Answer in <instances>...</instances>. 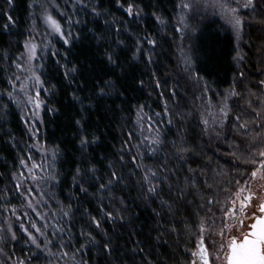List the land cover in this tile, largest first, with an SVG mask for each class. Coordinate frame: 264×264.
<instances>
[{
	"label": "trees",
	"instance_id": "trees-1",
	"mask_svg": "<svg viewBox=\"0 0 264 264\" xmlns=\"http://www.w3.org/2000/svg\"><path fill=\"white\" fill-rule=\"evenodd\" d=\"M181 2L83 0L81 4L75 0H13L10 6L8 0H0V67L8 69L11 84L16 83L12 78L17 59L25 51V42L39 33L36 43L40 59L33 64L43 65L37 71L52 93L41 89V97L47 103L39 110L41 119L35 120L39 143L30 135L28 120L19 116L14 156L11 154L9 160L0 158V167L6 161L13 165L12 173L0 171L6 186L10 184L4 193L7 203L0 202L3 258L11 262L13 250L22 244L28 264L34 263L35 253L43 254L51 263L76 264L69 255L61 258V253L68 250L90 264H183L190 260L184 252L194 250L201 239L198 228L207 214L206 200L213 194L220 201L212 206L215 230L220 229V208L231 195L222 188L234 187L231 182L235 179H247L244 173L249 166L242 161L249 142L257 133H264L260 128L264 115H256L264 112V0H256L255 9L238 7L234 0H226L229 7H238L244 22L240 39L225 27L205 0H189L188 26L182 37L167 31L156 8L168 12L178 24L176 14ZM130 6L131 15L126 11ZM45 8L60 21L65 32L68 24L59 13H66L73 21H80L84 13L90 26V70H78L64 77L66 70L75 67L78 57L79 23L71 27L76 38L69 44H64L59 35H51V44L44 48L48 41L43 37L50 31L44 22ZM106 53L114 54L117 64L110 63ZM130 59L146 72H127L124 61ZM2 85L0 70V92ZM87 85L92 94L83 133L90 143L79 145V168H94L95 179L85 177L87 194L79 191L75 180L71 183L64 202L65 208L71 205V218L62 213L59 218L51 215V188L48 189L47 196L37 197L48 202V207L39 209L48 215L40 219L31 209L21 206L15 191L19 182L14 176L21 170L19 158L32 155L34 161L45 162L40 160L44 148L51 149L62 138L59 107L69 93L84 96ZM101 88L106 95L101 96ZM233 90L238 94L230 95ZM146 107H153L161 117L155 132L158 130L163 141L159 145L147 143L138 127V111ZM222 107L228 112L226 118L220 111ZM237 116L241 119L237 120ZM205 119L208 125L203 123ZM245 122L247 129L240 128ZM34 143L40 152L25 148ZM146 169L156 172L152 179L157 186L155 193H149L150 184L142 180ZM112 172L118 174L120 182L114 181L101 190L99 185L106 184ZM208 185L213 187L209 189ZM25 212L27 215H23ZM93 217L100 227L93 223ZM21 223L37 236L40 247L31 243ZM32 223L48 234L51 243L47 247L45 237L31 228ZM55 227L62 230L51 235ZM202 227L207 246L215 235L209 234L208 224ZM104 244L111 250L103 248Z\"/></svg>",
	"mask_w": 264,
	"mask_h": 264
},
{
	"label": "snow or ice",
	"instance_id": "snow-or-ice-1",
	"mask_svg": "<svg viewBox=\"0 0 264 264\" xmlns=\"http://www.w3.org/2000/svg\"><path fill=\"white\" fill-rule=\"evenodd\" d=\"M76 3H83V0H75ZM13 0H8V4L11 6ZM119 3V0H117ZM238 7L242 6L245 8H253L257 7L256 0H244V3L241 5L239 0H237ZM123 7V5H120ZM52 7H57V5L53 4ZM184 7H188V5H184ZM221 7H224L221 5ZM238 7L232 8L229 7L228 11L231 13L230 15V23L232 27L236 31L237 38L240 36V32L243 28V20L238 15ZM95 11V9H93ZM128 14H132L133 6H130L126 9ZM98 14V13H97ZM60 16H64L67 24L68 31L65 32L62 24L59 20L53 17V15L48 12L47 8L44 9V22L47 28L50 30L45 33L43 39L48 42L44 44V48H47L49 44H51V40L48 39L51 35H59V37L63 40L64 44H69L71 39H75L71 27L73 24L80 23L79 20L73 21L71 16L67 15L64 12L59 13ZM11 20V17H9ZM31 36V39L25 42L24 50L20 57L17 59L16 68L19 69L20 73L23 74H13V78L15 81L19 82V87L17 89L16 85L13 84V89H16L17 94H23L25 99L23 101L17 100L14 98V93L9 91L7 94L10 99H13V102L17 103L18 106L21 104L31 105L34 109L40 110L42 105L46 106V101L41 97V89H44L51 95V91L46 88V81L42 79L41 73L37 71V68H43V65L33 64L34 60L40 59L37 56V48L38 44L36 43V36ZM147 43L155 45V42L152 40H147ZM239 56V53L237 54ZM241 59L243 57H240ZM106 59L112 63L117 64V60L114 58V54L106 53ZM66 67V66H62ZM78 71L77 68L73 67L70 70H66L64 72V77L67 78L70 73H76ZM243 74H241L242 76ZM24 81H31V86L26 84ZM261 84H264V81H261ZM56 85H51V88L54 89ZM101 96L106 95V92L103 88L100 90ZM234 90L230 92V95H237ZM75 98V97H74ZM227 97H225V100ZM261 107L264 108V102H262ZM52 111V109H48ZM142 110V109H141ZM31 111V109H29ZM223 113V117H227L228 112L224 107L220 109ZM255 112L256 110L253 109ZM146 115V114H145ZM159 115V114H157ZM257 116L264 115V112H256ZM35 120H40L41 117L39 115H35ZM237 120H240L241 117L237 116ZM138 122H139V113H138ZM77 125L81 124V121H76ZM171 123V121H169ZM205 125L209 124L208 120H203ZM247 123L240 124L239 127L243 129H247ZM260 128L264 129V123L260 125ZM30 135L34 138L37 137V130L35 124L29 128ZM219 134V133H217ZM131 136V134H129ZM149 138L145 137L147 141ZM163 141L160 139L159 132L157 130V135L151 139L152 145H159ZM81 146H86L90 143L87 137H83L80 140ZM13 146H16L14 138H13ZM138 147V145H137ZM25 148L29 152L32 149H36L37 152L41 151V148L37 147V144H32L31 146L25 145ZM252 149H255L253 152ZM24 152V149H21ZM155 151V148L152 149ZM43 159L45 162L36 163L33 159L32 155H25L19 158V166L20 171L15 174L14 178L20 180L19 183L15 185V191L17 193L18 199L22 207H26L27 209H31L33 212L37 214L40 219H45L48 213H43L39 209L40 207H48V202L46 200L38 199L37 197L47 196L48 189L55 186L56 183H59L58 173H56L53 165L57 159L58 152L53 150L51 155L49 156L48 150L45 147L43 151ZM235 155V153H233ZM123 157H121V160ZM239 160V157L237 158ZM135 160V157H133ZM245 165L249 167L245 170L244 175L247 176V179H235L231 182L234 187H224L222 188L225 192H230L231 195L226 198L224 201V206L220 208L221 213L223 214L220 217L221 227L219 230H215V217L213 214V205L220 204V201L216 199L215 194L212 195L211 199L206 200L207 214L204 220L201 221V227L198 228V235L201 237L197 251L192 252L193 259L191 260V264H199L200 261L203 264H209V253L208 247L205 246V241L203 239V225L208 224L209 234L218 236L223 239V237L227 234L225 229H235L237 227L243 228L245 227V220H252L253 222L248 225V231L242 233V237L238 240L235 236L228 240L227 246L225 247L223 243L220 244V251H225L227 255L225 256L226 264H264V133H257V135L251 138L249 142V149L247 154L244 156L242 161ZM95 169L94 168H77L75 170L74 180L76 181V185L79 188L81 193L87 194L88 188L83 185V181L85 177L89 179H95L94 176ZM146 173L143 177V181H147L150 184L147 191L149 193L156 192V185L152 184V179L156 177V172H151L146 169ZM120 177L116 172L110 173V179L108 182L101 183L99 188L105 189L108 188L114 181L120 182ZM209 189L213 187V185H208ZM35 194V195H34ZM59 203V202H58ZM201 207H205L202 205ZM15 209L13 212L15 214ZM59 211L62 213L63 217L71 218L74 213L71 210V205L69 204L67 208L61 206ZM23 215H27L25 212ZM52 216H55L56 213H51ZM106 216L111 217L112 213H106ZM227 217V221L224 220V217ZM93 223H95L96 227H100L99 221L93 217ZM232 221L236 223L233 224ZM44 227H49L45 225ZM54 227V226H53ZM21 228L25 231V233L29 234V239L32 244L40 247V244L37 242V236L35 234H31L28 228H25L23 223H21ZM31 228L35 229V232L40 236L45 237V247L47 244L51 243V240L47 239L48 234L43 231V228L37 227L35 223L31 224ZM62 230L61 227H55V230L51 235H56L60 233ZM215 230V231H214ZM85 235V233H81ZM15 239V234L12 236ZM216 243V240L213 239V244ZM61 247H64L62 244ZM103 248L111 250L107 244L102 245ZM0 251H3L0 249ZM67 252L61 253V258L68 257ZM74 257V253H73ZM219 259V256H217ZM20 264H24L23 261Z\"/></svg>",
	"mask_w": 264,
	"mask_h": 264
},
{
	"label": "rangeland",
	"instance_id": "rangeland-1",
	"mask_svg": "<svg viewBox=\"0 0 264 264\" xmlns=\"http://www.w3.org/2000/svg\"><path fill=\"white\" fill-rule=\"evenodd\" d=\"M207 3H209L210 8L212 9L213 13H217L218 17L222 19L223 24L225 27L231 31L236 39V31L232 27V24L230 23V15L231 13L228 11L229 6L226 4L223 0H205ZM228 1V0H227ZM237 4V0H234ZM239 3L242 5L244 3V0H239ZM143 5V6H142ZM184 5H188V7H184ZM223 5L224 7H221ZM140 7L145 8V4H140ZM232 8H237L233 7ZM245 8V7H243ZM147 9V8H146ZM159 13L162 14V19H164V25L167 31L172 32L175 35H179V37H182V34L185 30V28L188 26V14L189 10L191 9V4L189 0H182L178 11H177V20L179 23H174L171 19V15L166 12L160 10L159 7L156 8ZM210 9V10H211ZM84 14V13H83ZM82 14V15H83ZM80 17V23L78 25V32L80 33V38L78 39V57L76 58L74 62V66L84 72L90 70L91 66L89 63V60L91 59V52L87 47V40L89 38V23L86 20L84 16ZM242 31L240 32L241 35ZM3 47L7 50L9 47L6 43H2ZM8 47V48H7ZM38 49V48H37ZM89 59V60H88ZM126 60V59H125ZM2 61L0 60V63ZM124 63L127 66V72H134V73H144L146 72L145 68L141 65L137 64L136 60L130 59L129 61H124ZM10 69V68H9ZM13 70V67H11ZM15 69V66H14ZM1 70V80L3 81L2 85V91L0 92V158H11V156H14L15 150L17 149V134L19 132V116L23 118L26 122L28 120V123L30 126L32 124H36V121L34 119L35 115H39V110L34 109L31 105H24L21 104L20 106L17 105V103L13 102V99H10L8 96V92L12 91L14 93V98L20 101H23L25 97L23 94H17L16 89H13V84L16 85L17 89L19 87V82L14 81L11 84L10 76L8 75L10 71L8 69H5L2 65L0 67ZM16 74H20L23 76L22 73H20L19 69L16 70ZM26 84L31 86V81H24ZM91 88L89 85L86 86L84 90V96L77 95L74 93H69V95L65 98V102L59 107V110L61 112V117L63 120V129L61 131L62 138L61 140H57V142L52 145L51 149H48L49 156L51 155V152L53 150H56L58 152V156L56 161L54 162V169L56 173H58L59 183H56L54 187L50 189L51 191V201H49L50 207L49 211L56 213L54 218L60 217V207L64 205L65 202V196L66 193L69 192V188L71 186V183L74 181L75 176V170L80 167L79 165V145L81 138L85 137L83 133L84 125L86 124L85 119H87V106L90 104L91 99ZM22 95V97H21ZM75 97V98H74ZM43 106V105H42ZM31 109V111H29ZM156 109L153 107H146L144 109H140L138 111L139 113V122L138 127L141 130L142 134L145 137H148L149 139L146 141L147 143L151 142V139L155 137L157 134L156 132V126L160 123V115H157L155 112ZM146 114V115H145ZM82 116L84 119H82ZM81 121L80 125H77L76 121ZM159 127V126H158ZM184 136V135H183ZM144 137V138H145ZM13 138L15 141L16 146H13ZM33 138V141L35 143H39V135L37 133V137ZM12 154V155H11ZM39 160V159H38ZM40 160H43V156ZM36 163H40L39 161H35ZM2 167H0V171L5 170L12 173L13 171V165H11V162L6 161L3 163ZM12 170H10V169ZM14 176V174H13ZM174 178H177L173 175ZM133 178V176H132ZM179 180V178H178ZM17 182H20V180L17 179ZM3 181L2 177L0 176V202L1 204L7 203L8 198H5L4 193L9 190V183L8 186ZM175 185V184H174ZM59 202V203H58ZM3 217L0 215V241L1 238L4 237L3 233ZM253 221L252 220H245V227L240 228L237 227L235 229H225V232L227 233L223 239L221 240L220 237L214 236L213 239L216 240V243L213 244L209 241L207 243V247L209 248V264H226L225 256L227 253L225 251H220V244L223 243V245L226 247L228 240L231 239L233 236H235L238 240L242 237V233L248 231V225H250ZM233 224H235V221H232ZM199 241V240H198ZM197 241V242H198ZM199 244V242H198ZM198 244L195 246L194 250H186L184 252L186 258L187 256L190 257V260H188L186 263L183 262V264H191L192 252L197 251ZM2 244H0V249L5 250L3 247H1ZM206 246V244H205ZM22 244H19L17 248H15L12 252V261H8L6 257L4 258L1 256L3 251H0V264H20L21 261L24 262V264H28V257L25 255V250H23ZM11 251V250H9ZM28 252L32 250H27ZM69 258L76 264H90V262H83L82 259L74 252L68 250ZM74 253V257H73ZM154 253V251H153ZM35 260L33 264H55L54 262L51 263L50 259L44 258L43 254L41 253H35ZM217 256H219V259H217ZM67 262V261H66ZM157 264V263H156ZM199 264H203L202 261L199 262Z\"/></svg>",
	"mask_w": 264,
	"mask_h": 264
}]
</instances>
